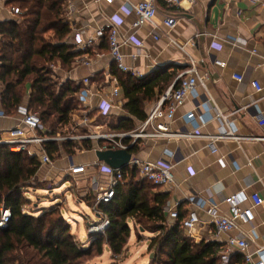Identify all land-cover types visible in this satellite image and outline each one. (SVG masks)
I'll use <instances>...</instances> for the list:
<instances>
[{
	"label": "crops",
	"instance_id": "1",
	"mask_svg": "<svg viewBox=\"0 0 264 264\" xmlns=\"http://www.w3.org/2000/svg\"><path fill=\"white\" fill-rule=\"evenodd\" d=\"M141 1L114 0L113 4H109L104 0H67L66 20L72 28L67 43L86 51L81 45L94 39L99 28L118 27L119 39L121 43L124 42L123 63L130 70L138 72V75L126 74L137 79H144L167 68L176 74V79L191 66V62H196L200 75L207 77L208 91L200 87L198 93L208 96L212 107L210 110L202 108L187 123L180 120L181 112H177L171 129L173 132H191L199 126V131L205 137L140 140L137 151L132 155L150 163L164 159L174 166L173 184L158 187V191L170 195L169 209H175L183 216L193 211L198 213L200 222L191 233H187L190 238L196 243L203 240L217 242L221 244L222 252L229 237H240V233L219 234L212 224V218L206 213L210 205L216 204L220 214L228 215L229 205L223 203L225 197L242 194V207L248 208L252 205L253 194L264 196V0H197L193 6L185 4L186 9L182 10L158 0V14L154 22L133 28L136 16L131 10ZM122 7L127 11H121ZM13 9L6 0H0V23L17 18ZM168 17L176 20V26L172 29L164 23ZM154 37H159V40ZM103 41L96 40L95 45L87 49L92 53L77 59L71 71L57 68L63 81H75L89 91L87 106L81 105L83 109L75 111L72 128L67 134L75 135L79 125H86L83 134L90 130L93 133H108L111 130L119 133L111 128L108 132L103 131L101 121L117 117L118 124L129 118L124 110L127 99L120 82L116 77H110L116 63L110 47H102ZM140 46L143 49L138 55L137 48ZM214 60L225 63V67L215 65ZM236 74L243 75L244 81H237L234 78ZM86 78L90 79L89 85L83 84ZM254 81L260 83L261 92H257L253 86ZM115 89L119 90V96L113 98ZM107 98H113L114 107L108 116H103L99 106ZM157 100L145 103L148 116ZM27 103L28 99L19 115H0V140L8 138L10 130L23 127L21 117L27 111ZM217 114L223 118L218 119ZM159 121L168 122L166 119ZM142 123L136 121L135 130ZM228 126L240 139L216 141L217 150L212 152L207 136L218 135L228 130ZM94 128L96 131H93ZM83 142H78L82 148L76 150L73 156L61 150L60 157L54 159L51 166L41 165L37 175L39 181H49L58 187L67 180L72 181L73 196L79 203L90 197L93 178L108 181L107 175L90 167L97 161L96 152L104 142L90 141L94 147L92 150L85 149ZM38 149L40 147H34L35 151ZM77 166H87V172L72 174L71 169ZM93 210L100 217V222L107 219L98 214L95 208ZM254 213L255 221L252 224L241 225V230L249 233V248L238 254L244 255V258L245 255L252 256L257 263L259 251L264 250V208H255ZM253 230L256 235L252 233Z\"/></svg>",
	"mask_w": 264,
	"mask_h": 264
},
{
	"label": "trees",
	"instance_id": "2",
	"mask_svg": "<svg viewBox=\"0 0 264 264\" xmlns=\"http://www.w3.org/2000/svg\"><path fill=\"white\" fill-rule=\"evenodd\" d=\"M66 2L6 0L10 7L19 8L20 14L0 23L2 112L6 117L19 115L28 99L27 112L38 113L49 136L67 134L75 111L83 109L80 96L85 87L75 81H63L57 68L69 72L77 59L92 53L67 43L72 28L66 20ZM106 46L109 48L107 36L102 43V47ZM112 76L120 82L127 99L124 110L129 118L112 126L122 133L134 131L136 121L147 119L145 103L159 100L176 74L167 68L137 79L121 73L115 65ZM83 147L94 148L90 141H84ZM81 148L74 141L45 144V151L53 160L60 157L61 150L73 156ZM135 151L136 147L130 152ZM40 169L37 156L13 152L9 146L0 145V219L2 208L12 212L8 227L0 228V264H87L102 256L106 246L113 257H119L131 238L130 223L154 235L148 247L152 255L148 264H219L221 244L205 240L196 243L183 227L187 216L178 212L179 218L171 219L170 195L159 192L136 169L128 167L123 169V180L116 187L113 200L97 207L98 214L108 219L109 227L90 234L91 244L85 249L72 234L60 207L39 216L25 211L29 203L24 198L26 192L40 189L37 179ZM86 201L89 206L95 204L92 196ZM231 264H245L244 255L235 254Z\"/></svg>",
	"mask_w": 264,
	"mask_h": 264
},
{
	"label": "built area",
	"instance_id": "3",
	"mask_svg": "<svg viewBox=\"0 0 264 264\" xmlns=\"http://www.w3.org/2000/svg\"><path fill=\"white\" fill-rule=\"evenodd\" d=\"M109 4H113L114 0H104ZM167 6L178 8L180 10L186 9L185 4L193 6L197 0H162ZM212 1V0H208ZM158 0H142L138 5L134 6L131 10L135 14L136 19L133 22V28L145 27L152 24L158 14ZM121 11H127L125 7L121 8ZM13 13L15 15L20 14L19 8H14ZM165 25L170 29L176 26V20L172 17H168L164 21ZM108 37L110 53L113 57L116 66L119 70L132 75H138V72L132 71L127 68L123 63L122 46L119 37L120 32L118 27L111 26L107 28H99L96 31L95 38L82 44L81 48L87 50L95 45L96 40H104ZM155 40H159V37H154ZM143 46L137 48V54H141ZM214 64L220 67H225V63L214 60ZM206 76L200 75L196 62H191V66L179 74L175 79L173 85L164 93L159 99L153 110L150 112L148 118L141 126L132 132L126 133H93L88 131L84 134L73 135H46L47 129L43 126L42 121L36 112H25L21 117V126L13 130H10L9 136L6 139L0 140V145L9 146L13 152H27L30 156H37L41 165H52L53 159L45 151V144L57 142L63 144L65 142L74 141H103V145H99L98 150H128L133 149L140 144V140L147 139H179V138H201L205 137L200 131L199 126H196L191 132H173L171 129V123L176 118V113L181 112L180 120L185 123L189 120H193L196 113L201 109L210 110L211 100L208 96L198 93V88H203L206 92ZM234 78L240 83L244 81V76L240 74L234 75ZM90 79L83 80V84L89 85ZM253 86L257 92L262 91V87L258 81H254ZM177 86V87H176ZM89 91L85 89L81 96V105L87 106V97ZM119 96V90L113 91V98ZM205 97V98H204ZM113 98H107L102 101L99 106L100 114L108 116L112 111ZM1 116H4L3 112H0ZM218 119H221V114H217ZM166 119L168 122H161L159 120ZM228 130H223L218 135L207 136L210 140L209 147L212 152H216L215 142L223 139L239 140L237 135L231 126H228ZM33 133V135H29ZM126 142V143H125ZM40 147L38 151L34 150V147ZM167 155L171 156L167 153ZM90 167L96 168L99 173L107 175L108 181L104 182L99 178H93L90 183L89 195L95 198V203L98 206L101 203H110L115 197L116 187L123 180V170H116L110 165L95 161ZM173 165L162 159L155 163L144 162L132 155L128 168L136 169L139 172V176L147 181L152 182L157 187H163L173 184L174 174ZM87 172V166H77L71 169V173L74 175L84 174ZM223 203L229 205V214L223 215L218 211L216 204L210 205L207 210V214L212 218V224L219 234H228L234 231H239L240 237L231 236L226 243L223 251L220 255L219 264H231L232 257L238 253H244L249 248L248 238L249 233L241 230V225L252 224L255 221V208H264V196L255 193L251 196V206L248 208L242 207L243 198L242 194H231L223 199ZM171 219H178L179 213L175 209H169ZM12 218V212L9 208L1 209L0 228L5 229L8 227ZM200 222L197 212H190L186 219L183 221V227L189 234L193 228ZM109 227V221L106 219L104 223L96 228L90 230V234L104 232ZM254 235L255 232L253 230ZM259 261L256 263L253 261L252 256L245 255V264H264V250L259 251Z\"/></svg>",
	"mask_w": 264,
	"mask_h": 264
},
{
	"label": "rangeland",
	"instance_id": "4",
	"mask_svg": "<svg viewBox=\"0 0 264 264\" xmlns=\"http://www.w3.org/2000/svg\"><path fill=\"white\" fill-rule=\"evenodd\" d=\"M116 118L112 117V119L102 120L101 125H104V130L100 129L105 132L110 131V128L113 129L112 126L117 122ZM78 127L79 129L75 131V135L83 134L86 130V125H79ZM93 131H96L95 128ZM108 133L116 132L111 130ZM38 184L40 189H30L26 192V197L24 198L29 203L25 211L30 215L39 216L45 211L60 207L67 224L71 227L72 234L85 249L88 248L91 241L90 230L104 223L100 222V217L93 210L95 208L98 211L96 203L93 206H89L87 201L79 203V200L73 196L74 183L70 180L61 184L62 186L60 187L49 181L38 180ZM130 228L132 232L131 238L123 255L113 257L109 247L106 246L102 256L90 260L87 264H148L152 255L147 247L154 235L140 231L133 223H130Z\"/></svg>",
	"mask_w": 264,
	"mask_h": 264
},
{
	"label": "water",
	"instance_id": "5",
	"mask_svg": "<svg viewBox=\"0 0 264 264\" xmlns=\"http://www.w3.org/2000/svg\"><path fill=\"white\" fill-rule=\"evenodd\" d=\"M131 148L128 150H107L96 152L99 162L106 163L116 170H123L128 167L132 158Z\"/></svg>",
	"mask_w": 264,
	"mask_h": 264
}]
</instances>
